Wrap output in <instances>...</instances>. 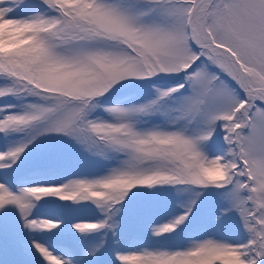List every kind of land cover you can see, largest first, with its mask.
<instances>
[{"label":"snow or ice","instance_id":"snow-or-ice-1","mask_svg":"<svg viewBox=\"0 0 264 264\" xmlns=\"http://www.w3.org/2000/svg\"><path fill=\"white\" fill-rule=\"evenodd\" d=\"M0 264H264V0H0Z\"/></svg>","mask_w":264,"mask_h":264}]
</instances>
